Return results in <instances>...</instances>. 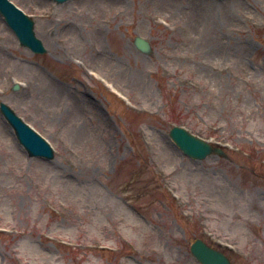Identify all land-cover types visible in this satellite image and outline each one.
Returning a JSON list of instances; mask_svg holds the SVG:
<instances>
[{
    "label": "rangeland",
    "instance_id": "374dc122",
    "mask_svg": "<svg viewBox=\"0 0 264 264\" xmlns=\"http://www.w3.org/2000/svg\"><path fill=\"white\" fill-rule=\"evenodd\" d=\"M11 1L47 53L0 15V103L56 154L0 112V264H201L195 239L264 264V0Z\"/></svg>",
    "mask_w": 264,
    "mask_h": 264
},
{
    "label": "water",
    "instance_id": "95a60500",
    "mask_svg": "<svg viewBox=\"0 0 264 264\" xmlns=\"http://www.w3.org/2000/svg\"><path fill=\"white\" fill-rule=\"evenodd\" d=\"M64 3L69 0H54ZM0 14L6 23L14 31L23 47L31 49L36 54H45L47 49L43 42L36 36L34 20L19 9L10 0H0ZM135 46L145 54H151V43L137 36ZM18 85L14 90L18 89ZM0 112L13 129L19 144L25 149L29 157H37L45 160H53L55 152L50 143L35 129L28 125L6 103H0ZM170 137L182 152L195 160H203L212 154L227 157L226 152L217 146H213L204 139L195 136L181 126H175L170 131ZM191 253L201 264H232L223 252L209 246L202 239H195L191 244Z\"/></svg>",
    "mask_w": 264,
    "mask_h": 264
}]
</instances>
